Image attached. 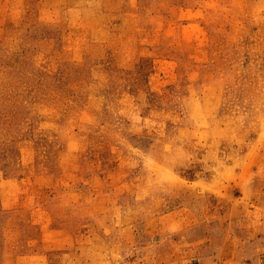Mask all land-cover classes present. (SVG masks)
Listing matches in <instances>:
<instances>
[{
    "label": "rangeland",
    "instance_id": "1",
    "mask_svg": "<svg viewBox=\"0 0 264 264\" xmlns=\"http://www.w3.org/2000/svg\"><path fill=\"white\" fill-rule=\"evenodd\" d=\"M0 264H264V0H0Z\"/></svg>",
    "mask_w": 264,
    "mask_h": 264
}]
</instances>
